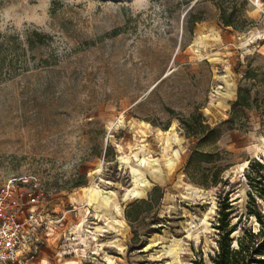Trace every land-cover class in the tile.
Returning a JSON list of instances; mask_svg holds the SVG:
<instances>
[{"label":"rangeland","instance_id":"374dc122","mask_svg":"<svg viewBox=\"0 0 264 264\" xmlns=\"http://www.w3.org/2000/svg\"><path fill=\"white\" fill-rule=\"evenodd\" d=\"M57 1L53 9L52 0H0L1 31L48 35L32 47L23 39L0 79V186L35 175L49 217L64 216L42 261L108 264L110 255L111 264H194L202 252L208 262L217 187L188 178L195 144L178 117L198 109L220 129L197 148L221 152L223 187L243 211L247 159L264 158V33L248 37L263 17L223 35L216 26L189 29L194 0ZM193 10L215 14L210 0ZM238 88L257 106L236 108L225 122ZM137 166L148 185L133 194ZM156 185L159 204L129 222L127 206Z\"/></svg>","mask_w":264,"mask_h":264},{"label":"trees","instance_id":"16d2710c","mask_svg":"<svg viewBox=\"0 0 264 264\" xmlns=\"http://www.w3.org/2000/svg\"><path fill=\"white\" fill-rule=\"evenodd\" d=\"M199 0L188 9L186 19L189 29H193L195 22L203 19L202 15L194 13V6ZM221 9L220 17L223 24L233 25L235 30L244 31L247 29L245 19L234 22L233 16L236 8L235 1H239L243 7L247 0H213ZM57 0H52L54 9ZM230 6V7H229ZM230 8L226 12L227 8ZM116 31H114L115 33ZM36 41L29 35L19 33L8 34L0 30V79L3 78L2 67L4 64H12V57H19L22 40H27L28 46L44 42L47 33L40 30L33 31ZM11 54V59L8 55ZM238 88L235 100L231 103V114L225 122L233 120V111L236 108L253 106L256 104V97H252L250 90ZM180 126L188 138H192L194 147L188 156L186 174L190 180L202 187H217V206L214 226L215 246L212 252L208 253V262L204 260L203 253L194 259V264H264V158H248L244 167V178L247 185L246 201L244 210L237 211L234 204L235 199L231 198L234 189H225L223 185L227 178L223 177V171L227 166L217 163L221 152L210 150H199L197 146L210 138L217 136L220 129L211 125L202 113L196 109L189 115H179ZM167 128V125L166 127ZM107 153V150H106ZM105 153V156H106ZM75 183L74 185H80ZM163 196L161 186H154L147 197L140 198L130 203L124 211L125 217L132 222L142 212L158 205ZM161 230V229H157ZM149 232V231H148ZM145 245L144 243L142 246Z\"/></svg>","mask_w":264,"mask_h":264},{"label":"built area","instance_id":"2783aa9c","mask_svg":"<svg viewBox=\"0 0 264 264\" xmlns=\"http://www.w3.org/2000/svg\"><path fill=\"white\" fill-rule=\"evenodd\" d=\"M40 185L39 178L28 173L1 184L0 264H45L40 251L64 216L49 217Z\"/></svg>","mask_w":264,"mask_h":264},{"label":"crops","instance_id":"0c3cea01","mask_svg":"<svg viewBox=\"0 0 264 264\" xmlns=\"http://www.w3.org/2000/svg\"><path fill=\"white\" fill-rule=\"evenodd\" d=\"M210 3L214 7L215 14L213 16H209L206 18L203 17V19L200 21H196L195 22V28L196 27L202 28L203 26L205 27V26L210 25V26H216V27H218V29H223V35L228 30L233 31V33L238 32L237 30L234 29L233 25L223 24L221 22V20H220L221 17L219 16L221 13V9L217 6L215 1L210 0ZM259 3L262 5V8L258 7L259 4L255 0H247V2L244 4L243 7L240 5L239 1H235L234 6L236 8V11H235V14L233 16L234 22H240L241 19H245V22L247 23V27H251L253 24H255L253 21H250L251 18H256V15H258V14H259V17L260 16L263 17V19L259 23L260 25L256 26L255 30H251V31L258 32L259 33L258 36H260L262 33H264V0H259ZM229 7L227 8L226 12L230 10ZM206 21H208V22H206ZM211 22H214V24H212ZM256 24H258V23L256 22ZM229 34H230V32H229ZM258 36H256L255 38H257ZM41 253H42V249L40 251V257H41ZM44 254H46V253L44 252Z\"/></svg>","mask_w":264,"mask_h":264},{"label":"bare ground","instance_id":"6f19581e","mask_svg":"<svg viewBox=\"0 0 264 264\" xmlns=\"http://www.w3.org/2000/svg\"><path fill=\"white\" fill-rule=\"evenodd\" d=\"M212 27V26H211ZM213 28V27H212ZM258 32H256V31H252V32H250L249 33V35H248V37L249 38H255L256 36H258ZM199 38V37H198ZM198 39H196V41H197ZM221 88V85L219 86V87H217V89H216V92H215V95L217 96V95H219V89ZM215 96V97H216ZM125 156V155H124ZM142 160H144V161H147V159L146 158H143ZM155 162V161H154ZM245 163V162H244ZM134 171H135V174H136V177H137V181H138V183H139V185H140V187L139 188H133V194H140L141 192H142V189L143 188H145L147 185H148V181L146 180V178L144 177V175H143V173H142V171H141V169H140V167L139 166H137V167H134ZM153 171L154 172H156L154 169H153ZM141 188V189H140ZM102 197H103V194H102ZM101 197V198H102ZM102 200L103 201H105V204H107L108 203V201L105 199V198H102ZM113 221H114V223H116V219L114 218V217H112L111 218ZM106 228H104V230H105ZM106 231V230H105ZM111 241V243H113V244H111L112 246H115V245H119L120 243L118 242V238H115V239H113V240H110ZM101 246V245H100ZM104 259L107 261V263L108 264H111L112 262H113V259L111 258V256L110 255H104Z\"/></svg>","mask_w":264,"mask_h":264},{"label":"water","instance_id":"95a60500","mask_svg":"<svg viewBox=\"0 0 264 264\" xmlns=\"http://www.w3.org/2000/svg\"><path fill=\"white\" fill-rule=\"evenodd\" d=\"M195 2V0L190 4V6H192V4Z\"/></svg>","mask_w":264,"mask_h":264}]
</instances>
